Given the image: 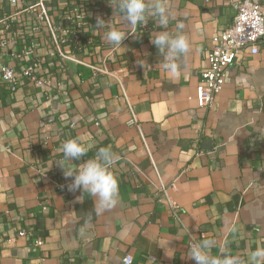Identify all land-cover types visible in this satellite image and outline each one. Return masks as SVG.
<instances>
[{
    "label": "crops",
    "instance_id": "crops-1",
    "mask_svg": "<svg viewBox=\"0 0 264 264\" xmlns=\"http://www.w3.org/2000/svg\"><path fill=\"white\" fill-rule=\"evenodd\" d=\"M41 1L49 21L36 31ZM81 1L82 50L65 47L59 58L50 28L67 26L66 0H0V70L21 77L37 64L47 83L21 78L13 94L0 83V264H119L125 253L134 264H195L188 243L201 238L215 240L213 255L264 247V45L237 57L209 110L195 100L212 39L239 0H166L176 18L168 31L182 20L190 45L177 78L150 43L163 30L155 20L129 27L109 0ZM98 16L111 22L105 30L127 33L121 47L95 30ZM68 139L89 148L77 166L101 147L117 154L111 209L67 190L55 162ZM163 198L178 206L177 220Z\"/></svg>",
    "mask_w": 264,
    "mask_h": 264
},
{
    "label": "clouds",
    "instance_id": "clouds-1",
    "mask_svg": "<svg viewBox=\"0 0 264 264\" xmlns=\"http://www.w3.org/2000/svg\"><path fill=\"white\" fill-rule=\"evenodd\" d=\"M110 6L119 13L121 19L129 27L139 24H148L149 19L155 20L159 28L150 43L156 47L163 57L160 66L172 78L180 75L178 60L189 50V41L183 34L184 22L176 21L175 33L168 31L170 21L175 16L169 9L166 0H109ZM111 22L98 16L94 28L102 33V39L109 44L121 47L127 33L117 27H108ZM89 148L77 139H68L61 145L62 159L56 161L62 170L64 178L71 179L67 190L71 193L80 192L77 202H83L85 194L95 198L96 211L102 212L111 209L117 203L119 182L111 171L117 162V154L109 147H101L93 158L87 159L78 166L72 161H79L87 155ZM216 245L213 239L201 238L199 241H190L186 256L195 264H264V247H257L245 257L234 255L227 248L222 249L219 255H213L211 249ZM151 261V264L154 262Z\"/></svg>",
    "mask_w": 264,
    "mask_h": 264
},
{
    "label": "built area",
    "instance_id": "built-area-1",
    "mask_svg": "<svg viewBox=\"0 0 264 264\" xmlns=\"http://www.w3.org/2000/svg\"><path fill=\"white\" fill-rule=\"evenodd\" d=\"M66 1L67 6L64 18L67 21V26L51 25L50 28L51 41L54 46L51 53L52 57L64 58L65 54L62 49L65 47L73 48L77 52L82 50V35L87 24L82 1ZM36 7L35 30L38 31L41 30L44 23L49 21V15L44 2H39ZM233 8L235 15L231 23L212 39V46L206 56L205 66L199 75V85L196 88L195 100L198 109L201 111H207L212 107L223 87L227 70L236 63L237 57L246 49L250 51L251 55H256L260 47L264 45V7L262 4L253 0H239L233 4ZM143 26L145 27V25ZM29 53L27 52L26 54L28 55ZM37 66V64H34L26 68L21 73V77L17 76L10 67H2L0 70L1 86L9 94H13L18 88L21 78L39 86L47 84L45 80L36 78L33 74ZM129 124H136L134 115H132ZM71 126H74V124L71 123ZM164 195H166L165 190H162L161 196ZM163 200L167 202L172 218L177 220L178 206L169 198H163ZM19 235L23 234L20 233ZM190 241H194V239ZM35 245L40 246L41 242L37 240ZM119 264H134L133 255L125 253Z\"/></svg>",
    "mask_w": 264,
    "mask_h": 264
}]
</instances>
